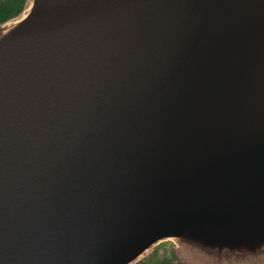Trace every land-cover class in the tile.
<instances>
[{
    "label": "water",
    "instance_id": "water-1",
    "mask_svg": "<svg viewBox=\"0 0 264 264\" xmlns=\"http://www.w3.org/2000/svg\"><path fill=\"white\" fill-rule=\"evenodd\" d=\"M10 22L0 264L264 253V0H29Z\"/></svg>",
    "mask_w": 264,
    "mask_h": 264
},
{
    "label": "trees",
    "instance_id": "trees-1",
    "mask_svg": "<svg viewBox=\"0 0 264 264\" xmlns=\"http://www.w3.org/2000/svg\"><path fill=\"white\" fill-rule=\"evenodd\" d=\"M29 0H0V25L20 17L27 9ZM173 241L157 245L146 257L136 264H182Z\"/></svg>",
    "mask_w": 264,
    "mask_h": 264
},
{
    "label": "rangeland",
    "instance_id": "rangeland-1",
    "mask_svg": "<svg viewBox=\"0 0 264 264\" xmlns=\"http://www.w3.org/2000/svg\"><path fill=\"white\" fill-rule=\"evenodd\" d=\"M11 23L12 22L0 25V29ZM172 241H174L173 243L177 246V253L184 262L182 264H264V253L248 256L215 257L202 253L199 250L192 249L186 245H182L176 240Z\"/></svg>",
    "mask_w": 264,
    "mask_h": 264
}]
</instances>
